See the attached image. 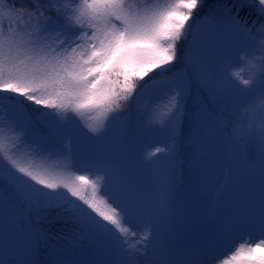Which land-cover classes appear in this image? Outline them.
Returning a JSON list of instances; mask_svg holds the SVG:
<instances>
[{
  "label": "snow or ice",
  "instance_id": "snow-or-ice-1",
  "mask_svg": "<svg viewBox=\"0 0 264 264\" xmlns=\"http://www.w3.org/2000/svg\"><path fill=\"white\" fill-rule=\"evenodd\" d=\"M202 2L0 0V236L17 221L10 209L58 208L87 248L49 249V264H214L239 234L219 264H264V130L253 124L264 117V0L194 20ZM161 106L145 204L126 164L98 165L84 149L115 127L133 156L146 139L133 112ZM183 187L211 195L182 210ZM39 256L34 238L24 264Z\"/></svg>",
  "mask_w": 264,
  "mask_h": 264
},
{
  "label": "trees",
  "instance_id": "trees-1",
  "mask_svg": "<svg viewBox=\"0 0 264 264\" xmlns=\"http://www.w3.org/2000/svg\"><path fill=\"white\" fill-rule=\"evenodd\" d=\"M23 2L27 3L29 6L31 4V0H23ZM163 2V0H161ZM240 3V0H203L202 6L198 8L194 12V20L203 21L205 17L211 18L214 15H220L224 13L226 9H231L232 15L237 14V5ZM239 20L243 21L247 19V23L249 26L252 25L253 20L256 19L255 13H250L248 9H243L239 11V15L237 17ZM189 23H193V21H189ZM195 27V25H194ZM179 67V65H177ZM239 71V69H236ZM155 75V74H152ZM147 79V78H146ZM143 83V82H141ZM20 100H23V97H19ZM26 104L30 105V102L24 101ZM30 107H36L34 105H30ZM45 111H48L45 109ZM164 111V108H162ZM193 113V99H189L188 101V112L185 116V133L187 132L188 122ZM155 130V135L153 140V147L162 138V133L158 129V125L155 123L153 126ZM156 136V137H155ZM183 139V138H182ZM187 149L182 147V154H186ZM89 160L95 161L98 165H107L108 161H102L96 155H85ZM155 159V157H153ZM89 171L88 168L83 169L82 172L77 174H86ZM188 187H183L181 189V202L188 206L194 207L195 204L201 199H196L194 196H191L186 190ZM143 199L145 204H150L153 197V183H152V174L147 169V178L143 182V186L141 187ZM180 202V204H181ZM184 210V209H183ZM19 213L17 221L14 223L21 227L22 237L25 240V246L28 252H30L32 241L34 238L39 239L40 234H43L47 240V243L53 246V248L64 251H77L75 254H80L82 249L87 248V240L82 236L80 226L75 223L71 218L69 213L58 209V208H48V209H34L30 212V210H26L23 206H20L17 209H10L9 214ZM25 217L31 220L33 227L37 229V232H34L31 225L23 224ZM35 235V236H34ZM73 238V242L69 241V239ZM73 247V248H72ZM39 250H41V244L39 242ZM86 256L87 253L85 252ZM0 259L4 260L6 264H24L26 259L24 258L23 252H18L16 250H2L0 252ZM41 264H43V259L41 258V251L39 256Z\"/></svg>",
  "mask_w": 264,
  "mask_h": 264
},
{
  "label": "rangeland",
  "instance_id": "rangeland-1",
  "mask_svg": "<svg viewBox=\"0 0 264 264\" xmlns=\"http://www.w3.org/2000/svg\"><path fill=\"white\" fill-rule=\"evenodd\" d=\"M220 15H223L220 14ZM220 15H214L213 17H218ZM143 102V101H141ZM163 106H161L159 109L155 110L154 112H151L150 114L148 112L137 114L135 111L132 114V122L141 130L142 134L146 137V139L143 141L142 144L138 145L136 152L133 156H128L126 153L122 151L119 145L118 140V128L113 129L112 133L102 142L96 145L91 146H85V155L92 154L93 156L96 155L100 158L102 161H108L109 163L113 162H121L123 164H126L137 176L141 187L143 186V182L147 178V169L143 167V162L146 157H148L150 150H153V143L151 142L155 135V130L153 129V126L155 125V116L159 115L160 112H162ZM151 120V123H150ZM149 128H151V131H149ZM156 137V136H155ZM150 138V140H148ZM223 152V160L217 162V168H221L224 166V164L227 162V149H222ZM153 158V157H152ZM52 163H56L60 166V170L67 171L69 170V161L66 159H61L58 161H52ZM86 174H89V171L86 172ZM191 196H194L196 199H201L200 201L206 199L211 195L210 192H202V191H193L190 188H187L186 190ZM181 202V201H180ZM181 208L182 210H188L190 207L188 204L184 205L181 202ZM34 209L30 210L33 211ZM26 220H24L23 224L31 225L34 232H37V229L32 225L31 220L29 218L25 217ZM21 227L18 225L9 222L7 223L5 230L3 232V235L0 236V252L2 250H16L18 252L24 253V258L27 260L29 258V252L26 249L25 246V240H23L22 233H21ZM35 236V235H34ZM244 239L243 234L237 235L233 241L225 248L223 249L218 255L216 260L214 261V264H219L220 260L226 256L230 255L232 251L235 250L236 247H238L239 242H241ZM255 239V238H254ZM39 242L41 244V258L43 259V264H49V258L47 256V252L49 249H55L53 246L47 243V240L43 234H40ZM69 241L73 242V238L69 239ZM73 244H76L74 241ZM73 248V247H72ZM58 250V249H56ZM65 254H73L77 251H64L59 250Z\"/></svg>",
  "mask_w": 264,
  "mask_h": 264
},
{
  "label": "clouds",
  "instance_id": "clouds-1",
  "mask_svg": "<svg viewBox=\"0 0 264 264\" xmlns=\"http://www.w3.org/2000/svg\"><path fill=\"white\" fill-rule=\"evenodd\" d=\"M256 104L261 109H264V96L257 98ZM254 127L264 130V117L257 115L253 121Z\"/></svg>",
  "mask_w": 264,
  "mask_h": 264
}]
</instances>
